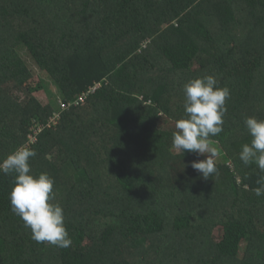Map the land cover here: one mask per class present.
Masks as SVG:
<instances>
[{"label":"trees","instance_id":"obj_1","mask_svg":"<svg viewBox=\"0 0 264 264\" xmlns=\"http://www.w3.org/2000/svg\"><path fill=\"white\" fill-rule=\"evenodd\" d=\"M19 48L57 100L34 95ZM206 75L231 94L208 178L172 147L183 85ZM246 117L264 120V0H0V161L36 151L72 241L33 240L0 172V264H264Z\"/></svg>","mask_w":264,"mask_h":264},{"label":"clouds","instance_id":"obj_2","mask_svg":"<svg viewBox=\"0 0 264 264\" xmlns=\"http://www.w3.org/2000/svg\"><path fill=\"white\" fill-rule=\"evenodd\" d=\"M183 94L184 118L175 121L172 147L181 154L184 150L206 154L204 160L192 162L191 167L208 178L216 172L215 157L218 155L210 137L223 131L230 89L219 87L215 76L206 75L186 82ZM244 126L251 140L241 146L239 160L245 166L255 164L264 173V120L246 117ZM34 156V149L20 147L0 161V172L14 174L9 193L11 210L22 219L36 242L70 247L72 241L65 227L63 208L51 203L54 180L47 173L31 174L29 160ZM257 183L260 187L254 189L255 195L264 196V176Z\"/></svg>","mask_w":264,"mask_h":264},{"label":"rangeland","instance_id":"obj_3","mask_svg":"<svg viewBox=\"0 0 264 264\" xmlns=\"http://www.w3.org/2000/svg\"><path fill=\"white\" fill-rule=\"evenodd\" d=\"M18 53L20 58L25 63V65H27V68L30 70L32 75L28 84H31L32 86L35 87L38 84L39 90L34 91V95L44 104L45 103L47 104V102H50L49 100H52L53 98L57 100L58 98L57 92L53 87V85L47 81V77L43 75L38 69L35 68L33 62L30 60V58H28L27 54L23 49L19 48ZM13 88L14 87L11 84H7L5 86V89L11 92L15 91V89ZM202 156L205 158L206 154Z\"/></svg>","mask_w":264,"mask_h":264},{"label":"built area","instance_id":"obj_4","mask_svg":"<svg viewBox=\"0 0 264 264\" xmlns=\"http://www.w3.org/2000/svg\"><path fill=\"white\" fill-rule=\"evenodd\" d=\"M83 98H84L83 96L80 97V98L75 102V105L78 104L79 102H83ZM61 107L64 108L65 105H61Z\"/></svg>","mask_w":264,"mask_h":264}]
</instances>
